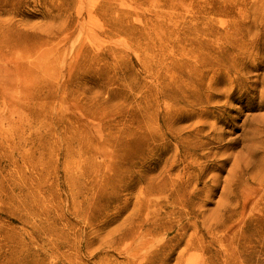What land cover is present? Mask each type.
Here are the masks:
<instances>
[{
	"label": "rangeland",
	"instance_id": "1",
	"mask_svg": "<svg viewBox=\"0 0 264 264\" xmlns=\"http://www.w3.org/2000/svg\"><path fill=\"white\" fill-rule=\"evenodd\" d=\"M0 264H264V0H0Z\"/></svg>",
	"mask_w": 264,
	"mask_h": 264
}]
</instances>
